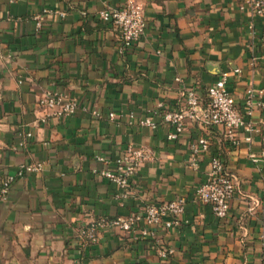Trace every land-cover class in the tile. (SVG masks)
I'll return each instance as SVG.
<instances>
[{
    "label": "crops",
    "instance_id": "crops-1",
    "mask_svg": "<svg viewBox=\"0 0 264 264\" xmlns=\"http://www.w3.org/2000/svg\"><path fill=\"white\" fill-rule=\"evenodd\" d=\"M125 1L0 0V179L24 162L43 163L0 202V264H264L262 20L243 0H137L146 31L124 48L99 11ZM224 71L257 131L250 141L240 131L239 145L222 128L210 131L212 150L237 177L229 214L217 218L195 198L208 161L198 169L187 163L189 144L204 129L188 120L179 139L169 140L170 127L153 110L158 102L183 106L190 87L205 96ZM249 88L262 91L251 114ZM47 89L75 98V113L44 120L37 99ZM151 114L156 128L141 125ZM129 143L148 146L153 159L139 167L120 205L100 171L114 168ZM176 196L186 198L184 222L159 227L154 238L141 241L138 230H110L97 240L79 235L98 217ZM162 248L174 252L164 258Z\"/></svg>",
    "mask_w": 264,
    "mask_h": 264
},
{
    "label": "built area",
    "instance_id": "built-area-1",
    "mask_svg": "<svg viewBox=\"0 0 264 264\" xmlns=\"http://www.w3.org/2000/svg\"><path fill=\"white\" fill-rule=\"evenodd\" d=\"M242 7L248 8L255 17L260 18L264 26V0H243ZM99 18L105 23H112L118 29L124 48L133 47L142 38L147 27L143 7L137 0H126L121 6L107 5L99 11ZM36 19H38L37 24L40 25V16H36ZM230 77V72L224 71L220 77L208 84L205 96L191 87L187 88L184 92L183 106L171 107L158 102L153 110V114L161 116L170 127L167 134L169 140L179 139L188 120L197 122L204 129L205 132L190 142L187 163L190 167L198 169L204 160L208 161L209 168L204 180L195 189V198L200 203L209 204L217 218H225L229 214L230 199L237 188V177L227 169L221 154L212 150L210 131L216 127L222 128L224 136L232 145H239L240 131L244 132V139L249 141L252 134L257 131L255 124L245 117V112L237 106L229 91ZM261 93L262 91L255 92L252 88L247 90L248 114L252 113L255 95ZM37 106L41 108L44 120L62 119L75 113L78 101L63 91L47 89L38 97ZM93 113L98 114L96 110H93ZM114 116L115 114L111 112L110 117ZM141 125L156 128L157 122L151 114L141 120ZM97 159L104 160L102 156H97ZM151 159H153V152L148 146H136L129 143L115 158L114 168L100 171L115 185L114 196L120 205H124L130 197L132 179L139 167ZM42 167V162H24L14 172L1 178L0 202L7 198L13 183L18 178L39 172ZM185 206L184 196L149 203L141 211L132 212L126 216H118L111 220L94 219L80 229L79 235L84 239L97 240L100 234L110 230L120 232L138 230L143 238H154L159 227L171 229L182 225ZM173 252L172 248L159 250V254L164 258Z\"/></svg>",
    "mask_w": 264,
    "mask_h": 264
},
{
    "label": "trees",
    "instance_id": "trees-1",
    "mask_svg": "<svg viewBox=\"0 0 264 264\" xmlns=\"http://www.w3.org/2000/svg\"><path fill=\"white\" fill-rule=\"evenodd\" d=\"M119 32V31H118ZM226 165V164H225ZM24 176V175H23ZM116 217H118V216H116ZM116 217H107V216H101V217H98L97 219H101V218H104V219H108V220H111V219H114V218H116ZM140 225H142V224H140ZM138 227H139V225H138ZM124 233H127V234H129V236H132V235H134L133 233V231H128V232H124ZM139 240H141V241H143V240H149V238H141V239H139Z\"/></svg>",
    "mask_w": 264,
    "mask_h": 264
},
{
    "label": "rangeland",
    "instance_id": "rangeland-1",
    "mask_svg": "<svg viewBox=\"0 0 264 264\" xmlns=\"http://www.w3.org/2000/svg\"><path fill=\"white\" fill-rule=\"evenodd\" d=\"M42 111V110H41ZM43 113V112H42Z\"/></svg>",
    "mask_w": 264,
    "mask_h": 264
}]
</instances>
